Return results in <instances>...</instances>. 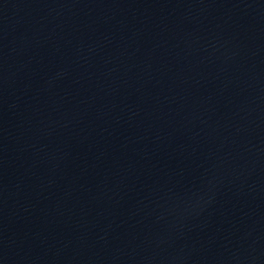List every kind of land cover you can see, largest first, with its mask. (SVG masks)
I'll list each match as a JSON object with an SVG mask.
<instances>
[{"label": "water", "instance_id": "1", "mask_svg": "<svg viewBox=\"0 0 264 264\" xmlns=\"http://www.w3.org/2000/svg\"><path fill=\"white\" fill-rule=\"evenodd\" d=\"M0 264H264V0H0Z\"/></svg>", "mask_w": 264, "mask_h": 264}]
</instances>
